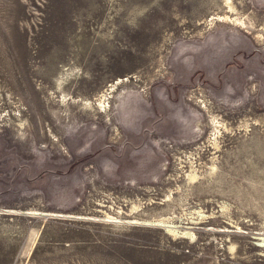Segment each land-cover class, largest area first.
Listing matches in <instances>:
<instances>
[{
	"label": "rangeland",
	"instance_id": "rangeland-1",
	"mask_svg": "<svg viewBox=\"0 0 264 264\" xmlns=\"http://www.w3.org/2000/svg\"><path fill=\"white\" fill-rule=\"evenodd\" d=\"M231 2L0 0V264H264V0Z\"/></svg>",
	"mask_w": 264,
	"mask_h": 264
},
{
	"label": "bare ground",
	"instance_id": "bare-ground-1",
	"mask_svg": "<svg viewBox=\"0 0 264 264\" xmlns=\"http://www.w3.org/2000/svg\"><path fill=\"white\" fill-rule=\"evenodd\" d=\"M228 6L230 8L233 7L234 4H232L231 0H226ZM226 16V15H225ZM232 21V20H231ZM232 23H234L232 21ZM236 23V22H235ZM237 24V23H236ZM242 27V26H241ZM246 27V26H245ZM246 29V28H245ZM249 32V31H248ZM252 33V32H251ZM254 34V33H253ZM108 90V89H107ZM111 91V90H110ZM107 94V93H106ZM106 94H102L100 96H98V105L96 107V109H100V110H105L106 107L108 106V103L106 104V100H107V96ZM109 94V93H108ZM108 101V100H107ZM218 130V129H217ZM215 144V142H214ZM215 166H213L214 168ZM191 169V168H190ZM185 170V169H184ZM187 180H189L190 182L195 180L196 178H198V173L195 172V170L191 169L187 172ZM226 205L223 204L222 207H225ZM138 207V204L137 203H133L132 204V209L135 210V208ZM201 213V212H200ZM202 214V213H201ZM149 224V223H148ZM152 224H156V225H163L165 227H167V231L170 233V234H173V235H178V236H190L194 234V232L192 230H190V227L189 226H181V225H178V224H175V221L170 217V216H167V217H158L155 219V221L152 223ZM261 241L264 243V236L261 237Z\"/></svg>",
	"mask_w": 264,
	"mask_h": 264
}]
</instances>
